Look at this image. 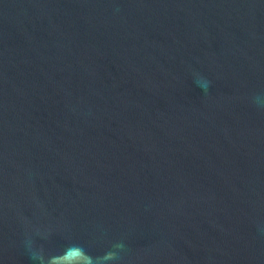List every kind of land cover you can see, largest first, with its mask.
Masks as SVG:
<instances>
[{"label": "water", "instance_id": "water-1", "mask_svg": "<svg viewBox=\"0 0 264 264\" xmlns=\"http://www.w3.org/2000/svg\"><path fill=\"white\" fill-rule=\"evenodd\" d=\"M0 264H264V0H0Z\"/></svg>", "mask_w": 264, "mask_h": 264}]
</instances>
